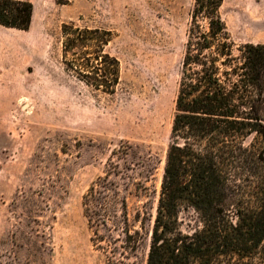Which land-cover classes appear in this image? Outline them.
Segmentation results:
<instances>
[{"label":"rangeland","instance_id":"374dc122","mask_svg":"<svg viewBox=\"0 0 264 264\" xmlns=\"http://www.w3.org/2000/svg\"><path fill=\"white\" fill-rule=\"evenodd\" d=\"M32 3L29 30L0 27V264H107L83 195L115 151L131 147L122 171L153 154L158 194L151 200L129 184L127 195L130 219L153 207V223L195 0ZM221 14L235 48L264 44V0H224ZM66 23L112 30L116 93L68 69ZM147 255L144 244L125 261L146 264Z\"/></svg>","mask_w":264,"mask_h":264},{"label":"trees","instance_id":"16d2710c","mask_svg":"<svg viewBox=\"0 0 264 264\" xmlns=\"http://www.w3.org/2000/svg\"><path fill=\"white\" fill-rule=\"evenodd\" d=\"M223 3H194L153 223V207L130 219L127 197L129 184L151 200L158 194L153 154L122 171L131 147L115 151L83 195L107 264H127L144 244L146 264H264V44L235 48ZM33 11L32 0H0V26L27 31ZM112 33L62 28L68 69L110 95L121 83L120 62L106 49Z\"/></svg>","mask_w":264,"mask_h":264},{"label":"crops","instance_id":"0c3cea01","mask_svg":"<svg viewBox=\"0 0 264 264\" xmlns=\"http://www.w3.org/2000/svg\"><path fill=\"white\" fill-rule=\"evenodd\" d=\"M0 27H4V26H0ZM6 28V27H5Z\"/></svg>","mask_w":264,"mask_h":264},{"label":"bare ground","instance_id":"6f19581e","mask_svg":"<svg viewBox=\"0 0 264 264\" xmlns=\"http://www.w3.org/2000/svg\"><path fill=\"white\" fill-rule=\"evenodd\" d=\"M27 103V102H26Z\"/></svg>","mask_w":264,"mask_h":264}]
</instances>
